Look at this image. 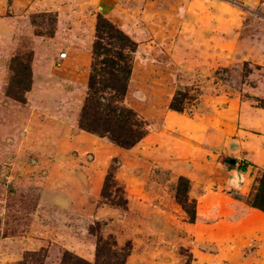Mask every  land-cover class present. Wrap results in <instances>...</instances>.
Instances as JSON below:
<instances>
[{"label":"rangeland","instance_id":"obj_1","mask_svg":"<svg viewBox=\"0 0 264 264\" xmlns=\"http://www.w3.org/2000/svg\"><path fill=\"white\" fill-rule=\"evenodd\" d=\"M98 15L135 44L128 149L78 127ZM262 170L264 0H0V264H264Z\"/></svg>","mask_w":264,"mask_h":264},{"label":"trees","instance_id":"obj_2","mask_svg":"<svg viewBox=\"0 0 264 264\" xmlns=\"http://www.w3.org/2000/svg\"><path fill=\"white\" fill-rule=\"evenodd\" d=\"M95 35L91 47L92 62L87 77V90L84 105L80 110L78 127L88 133L107 139L113 145L128 149L136 145L146 134V125L128 107L122 104L132 67V54L135 44L119 29L101 16L96 17ZM25 79L29 81L28 68ZM15 76L10 81V88L17 87ZM27 87L19 90L21 93ZM19 95L14 98H21ZM169 109L178 111L170 104ZM233 166L235 159L225 160ZM246 163L237 166L236 170L244 172ZM237 199L238 197H234ZM117 203H115L116 205ZM121 204V203H120ZM119 203L118 206H121ZM186 215L193 220L194 212L178 201ZM251 208L264 213V170L255 181V187L248 199ZM126 253L102 254L101 248L96 251L93 264H122ZM36 261V260H35ZM38 262V261H37ZM21 264H25L22 262ZM38 264H42L40 261ZM59 264H89L68 252H63Z\"/></svg>","mask_w":264,"mask_h":264}]
</instances>
